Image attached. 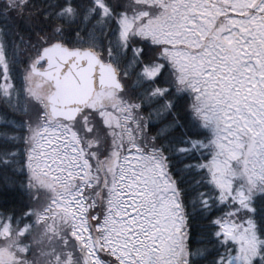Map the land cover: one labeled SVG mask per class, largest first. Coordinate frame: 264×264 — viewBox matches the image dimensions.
<instances>
[{"label":"snow or ice","instance_id":"snow-or-ice-1","mask_svg":"<svg viewBox=\"0 0 264 264\" xmlns=\"http://www.w3.org/2000/svg\"><path fill=\"white\" fill-rule=\"evenodd\" d=\"M0 264H264V0H0Z\"/></svg>","mask_w":264,"mask_h":264}]
</instances>
